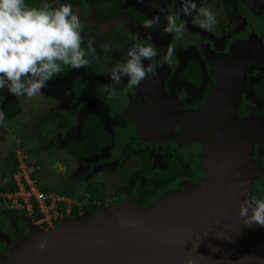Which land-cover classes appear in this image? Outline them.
I'll use <instances>...</instances> for the list:
<instances>
[{
  "label": "rangeland",
  "instance_id": "1",
  "mask_svg": "<svg viewBox=\"0 0 264 264\" xmlns=\"http://www.w3.org/2000/svg\"><path fill=\"white\" fill-rule=\"evenodd\" d=\"M49 1L53 6L59 3V0ZM78 3L73 10L75 13L77 8L85 11L84 16L78 15L84 41H91L95 53H98L93 58L96 61L94 75L90 78L81 69H70L65 75L57 74L40 93L31 97H18L21 106L18 117L5 120L0 115V183L3 179L8 181L7 177L12 171V156L16 151H21L20 148L26 152L24 162L35 160L39 164L41 162L40 165L44 164L41 166L43 182L46 183L47 179L48 185H53L60 193L74 195L77 204H84L87 199L84 190L86 184L95 182L96 188L104 196L103 203L92 206L90 214L86 216L84 211L78 214L76 208L72 216L67 218L68 223L71 224V219H76L74 225L83 227L79 233L89 234L106 214L114 218L130 211L135 220H141L147 215L149 208L174 193L181 185L198 188L210 184L208 168L196 163L194 156L211 150L215 144L212 137L194 140L180 138L175 133L179 131L184 134L183 129L178 124H169L163 140L154 143L140 136L136 118L138 112L142 111L140 109L145 100L149 99V91L160 94L167 102L178 100L186 110H199L214 85L206 50L217 56H225L233 42L250 37H256L257 44L264 48V0H196L197 8L207 7L215 14L219 7L226 4L236 14L235 24L227 25L226 19L221 17L211 30H205L199 26V13L193 11L190 16L181 15L186 30L180 39H174L172 34L163 31L166 16L179 9L180 0H124L123 8H132L145 18L159 16L158 23L151 29L142 25L131 29L130 17L123 14L107 21H99L92 9L87 11L83 0H78ZM114 35L124 38L125 42L113 43L111 40ZM148 36L150 41L147 40ZM137 38L142 43L150 42L158 49V54L151 61H144L146 65H152L153 72L138 86L125 91L126 78L114 83L109 78V72L116 63L126 59L129 44ZM169 44L175 46V52L170 59H165ZM103 50L105 52L101 53ZM112 55H116V58ZM261 65H264V59L245 72V84L240 92L243 100L240 111L253 117L256 123L264 119L261 101L253 88V82H257L263 72ZM188 68L192 71L191 75L187 80H181L179 75ZM108 84H112L117 91L110 93L105 88ZM0 94L7 96L11 93L5 89ZM81 96L86 98V111L72 112L71 105ZM89 116L111 127V141L103 148L101 161L96 157L80 159L64 153L69 145L81 142V123ZM129 116L139 137L128 134L132 129ZM138 144L143 149L137 148ZM169 150L175 156L179 155L181 174L184 170L192 174L186 176L184 173L172 178V186L153 189L152 176L147 174L158 168V162ZM59 153L62 155L53 165L52 159ZM50 154L53 156L50 157ZM121 155H125V160L117 163ZM142 158L147 161L141 162ZM50 165L56 171L64 170V173L53 172ZM257 169L261 180L252 182L244 196L245 200L264 196V158L260 160ZM141 187L144 188V193L138 194ZM151 191L155 194L153 199H150ZM1 214L0 211V262L6 258L22 257L37 242V236L31 238L29 224L23 216H19L20 213H16L15 217ZM56 226L58 225H55V229L53 227L54 231ZM63 228L67 230L65 226ZM37 232L36 235H40V240H45L46 244L52 245L60 239H51L50 231V234Z\"/></svg>",
  "mask_w": 264,
  "mask_h": 264
},
{
  "label": "water",
  "instance_id": "2",
  "mask_svg": "<svg viewBox=\"0 0 264 264\" xmlns=\"http://www.w3.org/2000/svg\"><path fill=\"white\" fill-rule=\"evenodd\" d=\"M257 42L256 37L235 41L225 56L206 50L214 85L202 108L190 112L178 103L172 108L182 115L175 112L164 122V127L170 122L187 127L190 123L185 113H197L198 123H192L197 128L193 127L191 134L210 136L215 141L203 158L210 174L207 187L181 185L149 208L141 220H135L130 211L114 218L106 214L89 234L79 233L83 227L74 225L76 219H71V224L68 219L59 221L56 230L50 231L51 239L60 238L59 241L46 244L43 250L35 244L22 257L6 258L0 264H264V227L255 222L245 224L237 215L238 206L258 174L256 162L264 158V134L258 131L264 129V119L256 123L253 117L238 113L245 72L257 64L259 56H264ZM249 50L254 52L240 58ZM230 67L228 80L225 70ZM151 106L146 103L142 111ZM207 110L210 115L205 119ZM225 137L229 139L228 151L236 154L239 166L250 165L248 176L241 181L234 175L236 179L229 188L225 187L223 172L212 168V157ZM239 146L241 152L237 150ZM29 228L31 238L37 236L40 241V235H36L39 228Z\"/></svg>",
  "mask_w": 264,
  "mask_h": 264
},
{
  "label": "clouds",
  "instance_id": "3",
  "mask_svg": "<svg viewBox=\"0 0 264 264\" xmlns=\"http://www.w3.org/2000/svg\"><path fill=\"white\" fill-rule=\"evenodd\" d=\"M193 11L199 13L201 19L198 23L202 29L211 30L218 22L211 9L203 6L197 8L196 0H180L179 9L166 16L163 31L172 34L174 39H180L186 30L181 15L190 16ZM158 21L159 16L154 15L145 18L142 23L145 28L151 29ZM147 40L150 41V36ZM93 50L91 41H84L81 20L70 3L53 6L49 0H41L36 7L25 0H0V91L6 89L18 97L36 95L62 71L63 66L74 69L88 66L89 54ZM174 52L175 46L169 44L165 59H170ZM157 54L158 49L150 42L142 43L135 39L127 48L126 59L111 68L110 80L119 83L126 78L125 91L138 86L153 72L152 65H146L144 61H151ZM105 88L110 93L117 91L112 84L105 85ZM3 100L4 96L0 94V102ZM204 164L208 166L205 161ZM72 201L70 214L64 215L60 221L72 216L73 207H79L78 214H81L80 207L87 203V200L84 204H77L75 199ZM237 215L244 219L245 224L255 222L264 227V196L244 200L237 208ZM28 224L39 228L32 222ZM39 230L48 232L53 228ZM45 247L44 240L36 242L38 250Z\"/></svg>",
  "mask_w": 264,
  "mask_h": 264
},
{
  "label": "trees",
  "instance_id": "4",
  "mask_svg": "<svg viewBox=\"0 0 264 264\" xmlns=\"http://www.w3.org/2000/svg\"><path fill=\"white\" fill-rule=\"evenodd\" d=\"M25 2L27 4H29L30 6H36L38 7L39 4L41 3V0H25ZM50 2V1H49ZM83 2L85 3V5L87 6V11L88 9H92L95 13V18L99 21H107L109 18L117 16L119 14H126L130 17V27L131 29H135L137 25H142L143 23L142 21L145 19V16L140 15L138 12H135L132 8H123V2L124 0H83ZM59 3H70L72 5V7H76L79 3L78 0H59ZM224 6V13L227 15V17L230 19L231 22L236 21V14L231 10V8L229 6H227L226 4L223 5ZM77 15L84 16V10L77 8ZM79 17V18H80ZM113 43L115 44H123L125 42L124 38H120L118 35H114L112 40ZM108 43V40H107ZM106 43V44H107ZM131 44H129L130 46ZM85 51L87 54V48L85 47ZM105 51H101V53H104ZM95 51L93 50V52L91 54H89V58H90V63L88 66L86 67H82L79 68L81 69L83 72H85V75L88 77H93V70L95 69V64L96 61L92 62V58L94 57ZM113 58H116V55H112ZM264 70V66L262 67ZM70 69H74L71 68L70 66H63L62 67V71L59 74L65 75ZM192 71L190 68H188L187 71H185L183 73V75H181L182 80H187L188 77L191 75ZM255 95L258 98H261L264 95V73H262V77L259 79L258 84L255 87ZM87 105L86 103V98L84 96H81L75 103L74 105H71V111L78 113L79 112H83L86 111V107ZM0 113H2V117L5 120H12L16 117H18L21 113V106L19 104L18 101V96L9 94L7 96H4V100L2 102H0ZM111 127L110 126H106L104 124H102L98 119L94 118L93 116H89V118H87L84 122L81 123V142L77 145H69L67 147V149L64 151V153H66V155L68 156H73L76 158H80V159H90L92 157H96L98 160L101 161L100 156L102 153V149L107 146L110 141H111ZM111 133V134H110ZM130 134V133H129ZM131 135V134H130ZM21 151H16L13 154V161H11V165H12V171L9 174V176L7 178L8 181H6L5 179H3V181L0 183V211L2 212L1 215H6V214H10L12 216H14L16 213H20L19 216H23L24 219L27 220V222H31L32 218H38V216H34L35 214H32V216L27 215V213L25 211H18L16 209L13 208H9L6 207V202L7 200L5 199L4 195H6L7 193H12L16 190V186L14 184L13 179L11 178L12 175L14 173H16L18 171V152H20L22 155L25 156V160H26V152H24V150L22 148H20ZM61 153L57 154L55 156V158H51L52 159V163L54 164L56 160H58L59 157H61ZM49 156V154H48ZM47 156V157H48ZM53 156V154H52ZM50 154V157H52ZM124 155H121V157L117 160V163H121L124 159ZM35 159V158H34ZM147 161V159L142 158L141 162L145 163ZM166 163H165V169L162 171V169H158L155 168L153 169L150 173V177L152 176L154 179L152 180V183L154 184V186H161L166 178L173 173L174 175L178 174V161H172L173 164L168 158H166ZM97 162V161H96ZM30 166H32L33 168V172L31 173V178L34 179L36 181V183L40 186V190L44 193H48V194H54L56 196L59 197H68L71 198L72 200H74L76 197L73 196H68V195H64L62 193H60L58 190H56V188L52 185H48L47 179H46V183L42 181V173H43V168L40 165L39 162H35L34 161H29ZM51 163V165H52ZM50 165V170H52L55 173L60 174L64 173V170L60 169V171H56V169L52 168ZM11 178V179H10ZM1 180V179H0ZM97 185L95 184V182L90 181L86 184L85 187V193L86 196L85 198L89 199L90 202H88L87 200V205L84 204L83 206L80 207V211H84V215H89L90 214V210L91 207L94 205H99L101 203H103L104 200V196L103 194L100 193L99 189L96 188ZM77 208V211L79 209V207H73L72 210L73 212L75 211V209ZM15 217V216H14Z\"/></svg>",
  "mask_w": 264,
  "mask_h": 264
},
{
  "label": "built area",
  "instance_id": "5",
  "mask_svg": "<svg viewBox=\"0 0 264 264\" xmlns=\"http://www.w3.org/2000/svg\"><path fill=\"white\" fill-rule=\"evenodd\" d=\"M23 159L25 156L18 152V171L11 177L16 190L4 195L7 200L6 207L25 211L29 216L35 214L38 218H32L31 222L40 229L53 228L64 215L70 214L73 201L42 192L40 186L31 178L32 166L29 161L24 162Z\"/></svg>",
  "mask_w": 264,
  "mask_h": 264
},
{
  "label": "bare ground",
  "instance_id": "6",
  "mask_svg": "<svg viewBox=\"0 0 264 264\" xmlns=\"http://www.w3.org/2000/svg\"><path fill=\"white\" fill-rule=\"evenodd\" d=\"M254 50H249L247 52H242L240 54V58L246 57L250 54H252ZM226 68V67H225ZM224 68V70H225ZM231 70V67L227 70H225V75L230 80L231 78L229 77V72ZM224 75V76H225ZM223 88V86H222ZM222 91V90H221ZM179 113L182 115L183 112L181 111H176L173 109L171 106L170 107H165L162 108L160 104L154 103L153 106L149 108H145L143 112H141L142 119H143V125L142 129L144 130V133L147 138L154 139L156 134L160 133L162 129L164 128V122L168 121L173 117V113ZM218 112V111H215ZM212 111V113H215ZM186 117L188 118L187 121L190 123L189 126L192 125V123H198V119L195 118L197 113H185ZM200 117L201 114H199ZM210 113L207 110L204 114L205 119L209 117ZM198 117V116H197ZM187 126V127H189ZM230 126L227 125V130H230ZM192 132V130H191ZM225 133V132H224ZM264 134V133H263ZM228 137H225L223 140H220V146L219 150L215 152L213 155V169H217L220 172H223L222 174L226 176L225 178L227 179V183L225 185L226 188H229L232 186V182L235 181L236 177L234 175H237L239 180H244L249 173V168L239 166L237 160H236V154L234 152H229L228 151ZM239 152H241L242 148L239 146L237 148ZM239 160V158H238ZM240 161V160H239Z\"/></svg>",
  "mask_w": 264,
  "mask_h": 264
},
{
  "label": "flooded vegetation",
  "instance_id": "7",
  "mask_svg": "<svg viewBox=\"0 0 264 264\" xmlns=\"http://www.w3.org/2000/svg\"><path fill=\"white\" fill-rule=\"evenodd\" d=\"M140 14V13H139ZM119 15H122V14H119ZM119 15H117V16H119ZM123 15H126V14H123ZM216 16H217V19H220L221 17H224L225 19H226V22H227V25H234L235 23L234 22H231L230 21V19L227 17V15L224 13V6L222 5V7H219V10L217 11V13H216ZM106 44V43H105ZM261 49L262 50H264V48H262L261 47ZM94 58V57H93ZM93 58L91 59L92 61H93ZM259 60H258V62L261 60V59H264V56H259ZM258 62H257V64H258ZM211 63V62H210ZM256 64V65H257ZM255 65V66H256ZM264 65H261L260 67H261V69H262V73H264V70H263V67ZM188 70V69H187ZM187 70H185V71H187ZM184 71V72H185ZM183 72V73H184ZM183 73H181L180 75H179V78L182 80V77H181V75H183ZM212 73H213V71H212ZM261 76H262V74H261ZM261 76H260V78H261ZM259 78V79H260ZM259 79L257 80V82H253L254 84H253V88L255 89V87H256V85L258 84V82H259ZM160 94H158V93H156V92H148L147 93V96H148V100H145L146 102L144 103V105H143V107H145V104L146 103H148V104H151V105H154V103H158V104H160L161 105V107L162 108H165V107H173L174 105H176V104H178L179 103V101L178 100H175V101H168L167 102V100H165V99H163L162 97H160L159 96ZM259 100L261 101V104H262V108H263V110H264V95L261 97V98H259ZM198 101H200V100H198ZM204 101V100H203ZM202 101V102H203ZM242 101L243 100H241V95H240V104H239V110H238V113H239V116H246V117H251V116H248V115H244L240 110V106L242 105ZM169 102H171V104L169 103ZM203 104V103H202ZM261 108V107H260ZM185 109V108H184ZM140 110H142V109H140ZM145 110V109H144ZM143 110V111H144ZM186 110V109H185ZM139 111V110H138ZM137 111V112H138ZM143 111H141V112H143ZM187 111H190V112H193L194 110H187ZM141 112H138V115H137V124H138V126H139V134L141 133V135L140 136H142V137H145L147 140H149V141H151V142H154V143H157V142H159V140H163V138L166 136V127L169 125V124H178V123H174V122H170V123H168V124H166L165 125V127L162 129V131L160 132V133H158V134H156V138L155 139H157V140H154V139H150V138H147L146 137V135H145V133H144V130L142 129V125H143V119H142V115H141ZM129 118H130V116H129ZM130 124H131V127H132V129L128 132V134L130 135V136H132V137H139L137 134H136V132L134 131V125H133V123H132V120H131V118H130ZM180 127L183 129V132H184V134H182V133H179V131H176V133H175V136H177L178 135V137H180V138H182V137H184V139H191V140H194V139H198V138H200L201 136L200 135H197V136H195L194 137V135L193 134H191V130L193 129V127L195 128V130H196V128H197V125H191V126H189V127H184V126H182V125H180ZM264 129H262V130H259L258 129V131L260 132V135L261 136H263V133H264V131H263ZM179 133V134H178ZM188 136V137H187ZM136 147L137 148H140V149H143V146L142 145H136ZM103 150V149H102ZM207 154H208V152L206 153V154H204V153H202V154H196L195 156H194V158H195V160H196V163H199V164H203V165H205L204 164V160H203V158L205 157L206 158V156H207ZM101 155H102V153H101ZM176 154H174V152L173 151H171V150H169V151H167V153L165 154V156H163L162 157V159H161V161H159L158 163H159V165L157 164V167H158V169H162V171L165 169V163H166V158H168L171 162L174 160V161H178V166H177V168H178V171H179V173L178 174H176V175H174L173 173L169 176V178H166V180H165V182L161 185V186H154V184L153 183H151V185H152V187H153V189H155V188H165V187H167L168 185L169 186H172V183H171V181L173 180L172 178H174V177H179V176H182V175H184V173H185V175L186 176H191V172L190 171H188V170H184V172L181 174V172H182V169H181V163H180V161H179V155L178 156H175ZM125 156V155H124ZM100 158H101V156H100ZM204 158V159H205ZM258 159V158H257ZM262 159V158H261ZM261 159H259L258 160V162H256V167L257 168H259V166H260V160ZM123 160H125V157H124V159ZM123 162V161H122ZM173 163V162H172ZM55 164V163H54ZM53 164V165H54ZM173 164H176V163H173ZM58 165V164H57ZM120 165V164H119ZM207 165V164H206ZM55 168V167H54ZM207 168H208V166H207ZM249 171H250V165H249ZM103 170H105L104 168H103ZM258 170V169H257ZM262 170H264V169H262ZM147 175H151V173H148ZM260 172L257 174V176H256V178H255V180H253L252 182H254V181H260L261 180V177H260ZM154 178L153 177H151V182H152V180H153ZM155 191V190H154ZM140 193H144V188H142L141 187V189L140 190H138V194H140ZM148 197H149V195H148ZM155 197V194H154V192L153 191H151V195H150V199H153ZM146 200H148V199H146Z\"/></svg>",
  "mask_w": 264,
  "mask_h": 264
}]
</instances>
